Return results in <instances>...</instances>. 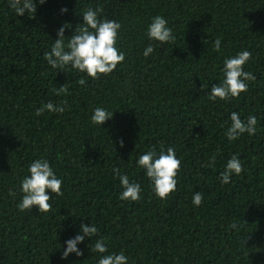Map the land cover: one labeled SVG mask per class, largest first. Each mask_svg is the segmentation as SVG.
Here are the masks:
<instances>
[{
    "label": "trees",
    "instance_id": "1",
    "mask_svg": "<svg viewBox=\"0 0 264 264\" xmlns=\"http://www.w3.org/2000/svg\"><path fill=\"white\" fill-rule=\"evenodd\" d=\"M33 2L30 18L0 0V264H98L121 251L128 264H264V0ZM97 7L98 18L121 24L115 46L124 61L98 79L71 65L53 69L44 53L58 30L68 25L67 45L84 10ZM157 15L174 41L149 39ZM149 44L154 51L145 57ZM244 50L252 53L244 70L256 77L246 81L248 91L210 100L211 88L223 82L225 59ZM63 85L67 92L56 95ZM65 101L63 113L36 115L49 102ZM96 107L112 118L92 123ZM233 112L245 122L257 118L255 135L228 140ZM169 147L181 166L176 190L161 199L137 161ZM234 155L243 171L222 184ZM39 159L62 180L63 195L47 192L48 212L21 211V181ZM124 175L139 183L138 201L119 198ZM195 192L203 194L198 207ZM82 224L98 233L77 245L81 256L62 259ZM101 237L103 254L94 251Z\"/></svg>",
    "mask_w": 264,
    "mask_h": 264
},
{
    "label": "clouds",
    "instance_id": "2",
    "mask_svg": "<svg viewBox=\"0 0 264 264\" xmlns=\"http://www.w3.org/2000/svg\"><path fill=\"white\" fill-rule=\"evenodd\" d=\"M45 0H39L43 4ZM10 7L15 10L17 16H23L26 12L31 13L30 18H34L36 5L33 0H10ZM66 12L67 9H62ZM102 12L101 7L96 9L86 8L83 13V24L76 27L71 38H67L68 43L65 45L64 31L68 25L62 26L57 32V38L53 44L51 51L44 53V59L53 68H63L66 65H71L73 69L81 73H86L92 79H98L101 75L112 73L118 64L124 61L125 54L116 48L118 33L121 29V24L116 20H108L106 18H98V14ZM148 37L150 40H155L161 43L174 41L172 29L168 27V21L162 16L153 17L148 27ZM220 38L214 42V50L220 51ZM154 51V48L149 44L144 50V56L147 57ZM252 58L250 51L244 50L239 52L232 58L224 61V79L221 84L211 88L209 94L210 100H227L230 97H238L241 93L248 91L246 81H254L255 75L244 70V65ZM80 84H84L85 80L81 79ZM67 92L65 85L61 86L56 92V95ZM66 104L62 102L60 106H55L49 102L37 110L36 115H43L45 111L63 113ZM113 112H109L102 107H96L91 116L92 123L102 125L106 120L112 118ZM231 126L226 132L229 141L238 139L242 134L255 135L257 129V118L249 116L247 121L240 118L239 113L233 112L230 116ZM123 147V142H120ZM215 162V155L211 158L210 164ZM138 165L146 170V175L152 182L154 193L161 199H166L169 194L176 190L177 174L180 170L181 161L176 157L174 148L169 147L159 154L155 150L146 152L140 156ZM119 169H113L114 174H119ZM243 171L241 161L234 155L228 160L225 170L220 175L222 184H228L230 177L235 174L239 175ZM29 176H26L21 181V191L23 197L17 205L21 211L31 210L32 207H37L40 213L51 210V200L47 192L54 193L56 196H62L61 191L62 180L58 179L54 174L47 160L39 159L33 161L28 168ZM120 183L124 189L120 194L121 200L138 201L141 196V188L139 183H130L127 175L120 176ZM193 204L200 206L203 202V194L195 192L192 197ZM230 227H236L235 224ZM80 231L82 234L76 235L73 239L66 241V249L63 251L62 259L67 258L69 254L74 253L77 257L82 255L78 250L77 245L81 243L85 237H93L98 233L95 225L91 227L81 225ZM94 251L103 254L108 252V248L101 237L94 244ZM98 264H128V257L123 251L119 253H111L103 255L98 261Z\"/></svg>",
    "mask_w": 264,
    "mask_h": 264
}]
</instances>
